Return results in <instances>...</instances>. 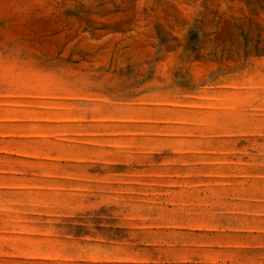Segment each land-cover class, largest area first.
Instances as JSON below:
<instances>
[{
	"label": "rangeland",
	"instance_id": "obj_1",
	"mask_svg": "<svg viewBox=\"0 0 264 264\" xmlns=\"http://www.w3.org/2000/svg\"><path fill=\"white\" fill-rule=\"evenodd\" d=\"M0 264H264V0H0Z\"/></svg>",
	"mask_w": 264,
	"mask_h": 264
}]
</instances>
